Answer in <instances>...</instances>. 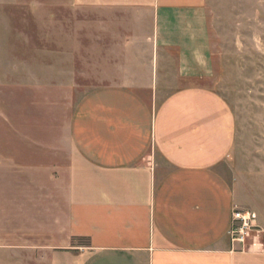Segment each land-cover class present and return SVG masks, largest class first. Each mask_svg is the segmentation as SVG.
<instances>
[{"label":"crops","instance_id":"0c3cea01","mask_svg":"<svg viewBox=\"0 0 264 264\" xmlns=\"http://www.w3.org/2000/svg\"><path fill=\"white\" fill-rule=\"evenodd\" d=\"M207 1L0 0V264H264V245L228 235L248 209L221 171L235 115L203 83ZM86 9L127 15L156 84L178 87L157 103L103 86L57 109L56 22Z\"/></svg>","mask_w":264,"mask_h":264},{"label":"rangeland","instance_id":"374dc122","mask_svg":"<svg viewBox=\"0 0 264 264\" xmlns=\"http://www.w3.org/2000/svg\"><path fill=\"white\" fill-rule=\"evenodd\" d=\"M207 13L214 74L203 83L227 101L236 118L235 145L221 171L240 193L247 209L256 212L260 219L261 226L251 232L246 247L253 242L261 247L264 245V0H208ZM116 16L121 22L126 20L123 25L114 23ZM116 16L91 9L59 13L55 37L57 81L50 89L56 95L57 109L73 108L84 93L103 86H127L157 103L178 87L173 78L156 84V70L149 67L153 56L150 47L133 37L127 15ZM43 88L46 86L41 85V91ZM156 89L157 97L153 95ZM17 264L45 263L28 260Z\"/></svg>","mask_w":264,"mask_h":264},{"label":"built area","instance_id":"2783aa9c","mask_svg":"<svg viewBox=\"0 0 264 264\" xmlns=\"http://www.w3.org/2000/svg\"><path fill=\"white\" fill-rule=\"evenodd\" d=\"M257 213L251 210L236 209L233 212L229 239L232 247L246 245L247 238L257 227Z\"/></svg>","mask_w":264,"mask_h":264}]
</instances>
